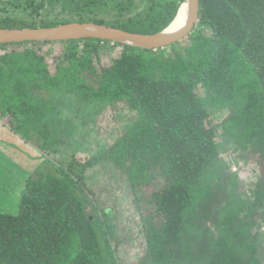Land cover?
<instances>
[{
  "label": "trees",
  "instance_id": "1",
  "mask_svg": "<svg viewBox=\"0 0 264 264\" xmlns=\"http://www.w3.org/2000/svg\"><path fill=\"white\" fill-rule=\"evenodd\" d=\"M184 1L0 0V27L91 21L155 33ZM69 96L122 103L134 116L98 155L51 161L24 179L18 211H0V264H118L85 185L105 163L133 196L150 264H263L264 0H199L193 30L158 49L97 38L0 43V116L45 155L59 150ZM210 113L236 155L258 165L249 197L220 157Z\"/></svg>",
  "mask_w": 264,
  "mask_h": 264
},
{
  "label": "rangeland",
  "instance_id": "2",
  "mask_svg": "<svg viewBox=\"0 0 264 264\" xmlns=\"http://www.w3.org/2000/svg\"><path fill=\"white\" fill-rule=\"evenodd\" d=\"M43 48L50 52L54 46L46 44ZM119 50L118 47L106 50V62H110L113 54ZM58 114L62 121L59 127L61 144L58 152L50 150L46 155L40 151L34 139L26 138L22 130L14 126V118L0 116L1 212L14 214L18 211L20 191L29 174L42 169L51 161L59 162L71 157L86 161L98 155L134 116L133 111L128 110L122 103L114 107L94 106L80 103L71 96L63 98ZM210 119L218 129L220 157L230 167V171L237 174L243 195L249 197V189L258 175V165L251 158L245 161L236 155L231 144L221 134L220 114L210 113ZM85 182L86 189L92 192L96 202L106 213L118 264H150L142 235L140 213L118 171L107 163L90 167L86 172ZM150 189L152 188L146 187L145 193ZM259 240L264 244L263 228ZM263 253L264 249L261 251L262 255ZM262 263L264 264V258Z\"/></svg>",
  "mask_w": 264,
  "mask_h": 264
},
{
  "label": "water",
  "instance_id": "3",
  "mask_svg": "<svg viewBox=\"0 0 264 264\" xmlns=\"http://www.w3.org/2000/svg\"><path fill=\"white\" fill-rule=\"evenodd\" d=\"M185 2L187 7L183 26L174 33L166 32ZM183 3L170 24L155 33L132 32L105 23L72 21L48 27H0V43L97 38L144 49L164 48L182 40L193 30L199 19V0H185Z\"/></svg>",
  "mask_w": 264,
  "mask_h": 264
},
{
  "label": "bare ground",
  "instance_id": "4",
  "mask_svg": "<svg viewBox=\"0 0 264 264\" xmlns=\"http://www.w3.org/2000/svg\"><path fill=\"white\" fill-rule=\"evenodd\" d=\"M186 7L187 3H183L177 17L173 20V22L166 28V32L174 33L178 31L184 24L186 18Z\"/></svg>",
  "mask_w": 264,
  "mask_h": 264
}]
</instances>
